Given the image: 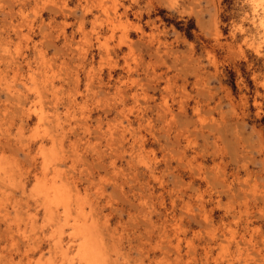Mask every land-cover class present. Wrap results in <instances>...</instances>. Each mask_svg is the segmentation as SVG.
Masks as SVG:
<instances>
[{
	"label": "rangeland",
	"instance_id": "rangeland-1",
	"mask_svg": "<svg viewBox=\"0 0 264 264\" xmlns=\"http://www.w3.org/2000/svg\"><path fill=\"white\" fill-rule=\"evenodd\" d=\"M251 11L0 0V264H77L78 213L106 264H264V30ZM54 175L75 192L67 218L35 194L34 178Z\"/></svg>",
	"mask_w": 264,
	"mask_h": 264
},
{
	"label": "bare ground",
	"instance_id": "bare-ground-1",
	"mask_svg": "<svg viewBox=\"0 0 264 264\" xmlns=\"http://www.w3.org/2000/svg\"><path fill=\"white\" fill-rule=\"evenodd\" d=\"M40 155L45 159L42 149H40ZM34 180L36 197L42 202L46 212L57 216L60 214L66 218L71 216L75 192L71 190L70 186L55 175L48 178L36 176ZM80 215L78 213L72 220L71 235L78 240V243L74 246L72 260L77 262V264H106L105 260L108 258H104V254L93 236L92 225L89 223L88 218ZM70 248V246H67L64 250L62 249L63 258Z\"/></svg>",
	"mask_w": 264,
	"mask_h": 264
},
{
	"label": "clouds",
	"instance_id": "clouds-1",
	"mask_svg": "<svg viewBox=\"0 0 264 264\" xmlns=\"http://www.w3.org/2000/svg\"><path fill=\"white\" fill-rule=\"evenodd\" d=\"M244 3L251 6V13H244L251 16L249 23L254 27L264 30V0H244ZM243 30V26H239ZM257 55H264V52L257 51Z\"/></svg>",
	"mask_w": 264,
	"mask_h": 264
}]
</instances>
